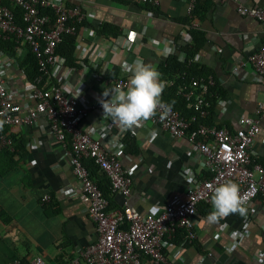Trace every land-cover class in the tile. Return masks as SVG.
I'll list each match as a JSON object with an SVG mask.
<instances>
[{"label": "crops", "instance_id": "1", "mask_svg": "<svg viewBox=\"0 0 264 264\" xmlns=\"http://www.w3.org/2000/svg\"><path fill=\"white\" fill-rule=\"evenodd\" d=\"M238 3L263 6L264 0H197L192 9L203 40L189 62L205 65L211 71L221 95L209 105L207 114L211 123L228 129L236 128L239 117L253 116L256 103L264 96V80H255L250 65L234 69L235 56L246 57L260 46L264 36L261 22L237 13ZM67 4L79 5L85 16L74 39L79 66H72L60 83L66 91L90 101L99 98L105 88L111 89L108 83L94 80L96 71L103 69V77L105 71L117 69V76L129 78L130 73L119 64L123 60L131 64L137 58L158 71V63L168 54H176L181 60L183 52L178 46L189 41L186 0H159L151 8L136 0H67ZM101 25L114 29L115 36L99 33ZM124 39L129 41L125 47ZM110 40L115 46L112 51L107 49ZM0 50L11 60L3 70L6 75L13 72V77L5 81L16 95L18 112H22L31 104L26 97L29 79L22 65L27 47L21 44L11 46V52ZM80 123L95 137L108 124L97 111L87 113ZM5 129L12 138L8 149L14 152V163L4 169L0 157V264H30L35 255L47 264H63L95 238L94 223L75 192L77 181L70 164L43 116L33 124L8 125ZM152 129L158 131L155 138L150 135ZM259 130L251 145L252 158L264 165V116L259 119ZM135 131V150L122 151L120 162L131 170L129 204L137 210L156 211L172 194L182 196L192 178L208 175L185 137L174 138L151 120ZM95 173L100 175L97 169ZM44 194L51 199L41 203ZM107 196L112 199L111 208L119 207L122 197L111 193ZM253 205L250 212L246 207V219L232 214L218 223H209L206 217L212 211L211 201L200 202L195 211L196 238L184 242L182 233L176 232L170 245L163 247L166 258L177 264H264V203L256 198ZM244 228L247 234L234 250L226 252L223 247L229 232ZM257 251L262 253L260 260L255 258ZM77 264L85 263L79 260Z\"/></svg>", "mask_w": 264, "mask_h": 264}, {"label": "built area", "instance_id": "2", "mask_svg": "<svg viewBox=\"0 0 264 264\" xmlns=\"http://www.w3.org/2000/svg\"><path fill=\"white\" fill-rule=\"evenodd\" d=\"M5 1L0 0V39H9L14 48L26 45L35 56L38 68L28 81L26 97L31 104L18 112L14 99L16 95L5 81L13 77V72L6 75L3 70L4 64H11V60L4 57L8 55L0 50V121L4 122L0 127V146H11L12 138L5 129L8 125L33 124L39 116H43L55 143L70 164L77 181L75 192L82 198L86 213L95 227V238L77 256L67 259L63 264H77L79 260L85 264H177L168 261L163 247L170 245L171 238L178 231L182 233L184 242L196 238V206L200 202H210L216 186L229 180L237 183L249 212L256 198H261L264 203V165L253 160L251 150L260 132L259 119L264 116V96L256 103L253 116L238 118L235 129L201 121L190 127L197 115L204 117L209 112V103L204 94L214 83V78L212 74L197 75L179 84L176 93L184 99L185 107L194 113L187 119L172 107L166 115H163L162 109H158L150 120L174 138L185 137L192 150L199 154L208 175L192 178L182 196L172 194L160 209L139 211L129 204L131 170L124 168L120 162L122 136L128 133L134 135L135 128L124 130L111 117L103 116V109L98 102L101 96L90 101L78 93L66 91L63 82L60 83L73 67L64 64L63 57L55 53V47L64 33L78 38L77 24L82 21L85 11L79 5L67 4V0ZM136 1L148 4L149 8L159 3V0ZM186 1L187 26L195 29L199 21L192 14V9L197 0ZM9 5H16L20 9V21H15ZM236 11L241 16L258 20L264 28V5L246 6L238 3ZM128 44V39H124L123 47ZM114 47V42L110 40L107 49L112 51ZM181 56V60H184L185 54ZM235 58V70L250 65L255 80H264V36L256 50L244 58ZM127 64L128 61L123 60L119 66L126 71ZM102 70L94 73L95 81H104L111 88H126L128 77L120 75L103 79ZM221 101L218 98V102ZM91 111L99 112L108 123L101 128L97 137L80 123ZM85 158L90 159L104 174L110 193L122 197L119 207L108 208V199L89 175L83 161ZM41 197V203L51 199L47 194ZM247 217L248 214L244 216L245 219ZM246 234V228L229 232L224 250H234L239 239ZM261 256L262 253L257 251L256 260H260ZM29 263L47 264L39 255L31 257Z\"/></svg>", "mask_w": 264, "mask_h": 264}, {"label": "trees", "instance_id": "3", "mask_svg": "<svg viewBox=\"0 0 264 264\" xmlns=\"http://www.w3.org/2000/svg\"><path fill=\"white\" fill-rule=\"evenodd\" d=\"M4 2L6 3L5 0ZM146 6L149 7L148 4H146ZM9 7L15 16V21H20V9L16 5H9ZM79 24L80 23H78L77 25ZM98 32L103 34L104 36L108 34H110L111 36H115L116 34V31L114 29L112 30L106 28L105 25H101L98 28ZM187 33L189 36V41L184 45L178 46V49L185 54L184 60H179L176 54H168L161 62L158 63L159 65L157 66V69L160 73V79L166 82V87L161 97L162 101L170 104L172 108L179 112L180 115L188 119L194 112L185 107L184 99L176 93L177 86L181 83H186L190 78L196 77L197 75L211 74V71L206 68L205 65L188 62V59L196 52L197 48L201 44L203 36L201 31H199L197 28H189ZM11 46L12 42L9 39H0V48L9 49L7 50V52H11ZM74 48V35L64 33V35L61 36V40L55 47V53L63 57L64 64L77 67L79 66V64L74 54ZM24 56L25 58L22 62V65H24L23 70L27 79L30 80L36 74L38 66L35 56L28 49V47ZM116 70L117 69L105 71L103 78L105 79L107 77L117 76L118 70ZM218 95H221V91L220 89H218L217 83L214 81V83L209 86L208 92L204 94V98L208 101L210 107L213 105L215 98ZM200 121L211 123L210 116H208V114H206L204 117H199L197 115L194 121L190 123V127H194L197 122ZM133 136L134 135H130L129 133L122 136L121 141L123 143L124 152L135 150ZM13 154L14 152L12 150H9L8 146H0V157H2L5 162L4 169L9 168L13 165ZM83 161L88 168L89 175L92 178L94 177L93 179H95L98 188L108 199V208H111L109 206V203L112 202V199L107 196V194L110 193L108 180L101 172L100 175H96L95 170H98V168L90 159L85 158Z\"/></svg>", "mask_w": 264, "mask_h": 264}, {"label": "clouds", "instance_id": "4", "mask_svg": "<svg viewBox=\"0 0 264 264\" xmlns=\"http://www.w3.org/2000/svg\"><path fill=\"white\" fill-rule=\"evenodd\" d=\"M125 70L130 73L126 88L107 87L98 100L103 116L111 117L124 130H132L153 118L158 109L163 110V115L171 111V105L161 99L166 82L160 79L155 68L137 58L127 64ZM3 123L0 121V127ZM150 135L155 138L158 131L152 129ZM211 204L212 211L206 217L209 223H218L232 214L242 217L247 214L246 200L240 195V187L231 180L214 188Z\"/></svg>", "mask_w": 264, "mask_h": 264}]
</instances>
